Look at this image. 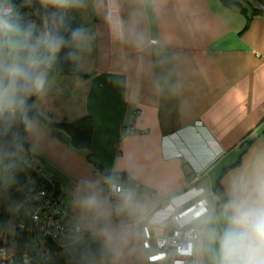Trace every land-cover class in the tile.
<instances>
[{"label":"crops","instance_id":"1","mask_svg":"<svg viewBox=\"0 0 264 264\" xmlns=\"http://www.w3.org/2000/svg\"><path fill=\"white\" fill-rule=\"evenodd\" d=\"M235 1L53 0L47 12L12 17L50 59L57 51L52 57L48 43H58L49 17L79 27L77 73L41 68L37 119L24 120L22 134L35 167L64 191L66 224L85 233L60 239L53 263L81 250L85 264H147L141 227L167 234L161 222L171 207L203 196L209 211L192 223L202 228L193 264H217L226 209L253 204L264 190V15L253 13L256 0ZM14 42L19 36L2 25L0 60L12 59ZM84 117L93 122L89 150L49 126ZM111 181L127 189L114 201L103 190Z\"/></svg>","mask_w":264,"mask_h":264},{"label":"built area","instance_id":"2","mask_svg":"<svg viewBox=\"0 0 264 264\" xmlns=\"http://www.w3.org/2000/svg\"><path fill=\"white\" fill-rule=\"evenodd\" d=\"M19 12L18 0H0V18L14 17ZM43 66L49 68V63L45 62ZM125 132L130 134L133 128L127 126ZM19 157L27 168L33 170L35 179L26 186L23 200L11 212L13 229L7 223L0 228V264H52L54 247L60 239L67 236L80 239L85 233L79 226L66 224L64 191L50 174L35 167L28 148L20 145ZM103 190L111 201L127 191L115 181L107 183ZM169 208L170 205L164 210ZM171 208L161 222V226L169 228L167 234L155 235L149 225L141 227V244L147 264H193L202 228L192 223L208 214L207 199L202 196L188 206ZM8 228L10 232L13 230L11 235ZM152 240L155 249L151 251Z\"/></svg>","mask_w":264,"mask_h":264},{"label":"trees","instance_id":"3","mask_svg":"<svg viewBox=\"0 0 264 264\" xmlns=\"http://www.w3.org/2000/svg\"><path fill=\"white\" fill-rule=\"evenodd\" d=\"M52 1L53 0H18V5L20 10H28L30 13H32L33 9H41L42 7H44V11L47 12ZM219 1L224 7H232L240 4L235 0ZM251 9L253 10L254 14L264 15V0H256L253 5H251ZM53 20L56 21V25L53 24ZM4 23L16 27L26 35L30 33L27 39L28 42L31 45H37V43L34 41L36 34L33 33L24 22H21L20 18L1 17L0 27L5 25ZM47 27L50 41L58 43V50L57 55L53 59L49 58L47 52L40 56L43 61L42 67L44 68L43 65L45 62L49 63V68H45L47 69L49 75L53 72L64 74L77 73L74 64V56L76 51L73 46L77 36L74 37L73 34L79 32V27L72 22H65L64 20L60 19L57 14H55L54 19L49 17L47 20ZM41 45L42 44H40V46ZM34 93L35 90H31L30 92L19 96L14 107H3V115L0 119V161L6 167L8 172L13 173L15 178V189L19 187L17 190L10 191L8 196L1 201V212L5 220L7 219L6 215L8 213L11 214L12 209H14L15 206L23 200L25 191L24 189L26 186L35 179L33 170L27 168L19 157V146L23 145L25 148H27L22 138L24 131V120L37 119L34 111ZM9 110H14L15 112L19 111L21 113V120H19V122L15 125H11L7 120L6 116ZM49 126L63 130L66 134H68L71 140V145L74 149L89 150L93 132V122L90 117H84L71 123L49 124ZM216 193L222 199L219 186L216 188ZM96 255L99 256L100 254L96 252ZM52 264L85 263L82 260V251L78 250L61 260L55 261Z\"/></svg>","mask_w":264,"mask_h":264},{"label":"clouds","instance_id":"4","mask_svg":"<svg viewBox=\"0 0 264 264\" xmlns=\"http://www.w3.org/2000/svg\"><path fill=\"white\" fill-rule=\"evenodd\" d=\"M48 50L54 54L58 45L48 43ZM10 55L8 62L0 60V107L7 108L14 107L22 94L44 86L37 46L25 38L11 44ZM226 212L230 213L226 217L228 227L219 238L217 264H264V190L255 203L233 202Z\"/></svg>","mask_w":264,"mask_h":264},{"label":"rangeland","instance_id":"5","mask_svg":"<svg viewBox=\"0 0 264 264\" xmlns=\"http://www.w3.org/2000/svg\"><path fill=\"white\" fill-rule=\"evenodd\" d=\"M54 17L55 16H52L51 19H54ZM35 20L38 23H40V27L43 29L44 26L42 25V23L40 22V20L37 19V18ZM53 21H55V20H53ZM55 23H56V21L54 22V25H56ZM4 24H5V27H6V30H7L8 33L9 32H14L15 34H17L19 36V41H23V39L25 37V34L24 33H22L18 29H14V27L12 25H9L7 23H4ZM54 54L51 53V56L54 57ZM43 73L45 74V71ZM6 117H7L8 122L11 125H15V124H17L19 122V120H21V113L19 111L18 112H15L14 110L13 111L9 110L7 112V116ZM17 189H19V187ZM17 189H15V178H14L13 173L8 172L7 169H6V167L0 161V203H1V201L4 198H6L8 196V193L10 191L17 190ZM1 208H2V206H1ZM6 217H7V219L5 220L4 219V216H2V212L0 213V228L4 227L5 224L7 223L8 227L10 229H13V224H12V220H11V214L8 213L6 215ZM9 228H8V230H9V233L11 235V233L13 232V230H12V232H10V229Z\"/></svg>","mask_w":264,"mask_h":264}]
</instances>
